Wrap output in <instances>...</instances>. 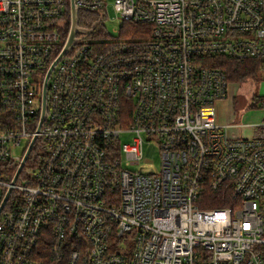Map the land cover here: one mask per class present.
<instances>
[{"label":"built area","instance_id":"built-area-1","mask_svg":"<svg viewBox=\"0 0 264 264\" xmlns=\"http://www.w3.org/2000/svg\"><path fill=\"white\" fill-rule=\"evenodd\" d=\"M71 3L0 0V264H264V119L235 139L216 120L217 57L260 62L264 104V0H115L143 36L79 34L50 72ZM151 147L161 170H135Z\"/></svg>","mask_w":264,"mask_h":264},{"label":"rangeland","instance_id":"rangeland-1","mask_svg":"<svg viewBox=\"0 0 264 264\" xmlns=\"http://www.w3.org/2000/svg\"><path fill=\"white\" fill-rule=\"evenodd\" d=\"M114 1L115 0H107L108 3V17L103 19L101 21V24L99 22L98 27L102 29L103 31H108L110 33V36H103V37H94V34L90 35V38H87L89 42L91 43H108L113 40H115L117 37H119V31L121 28L120 21H116L115 17L117 16V13H115L114 8ZM97 27V29H98ZM96 29V30H97ZM116 31V32H115ZM115 37V38H112ZM262 76L261 73H259V77L257 79L252 78H246L244 81H237L232 80L231 81V95L227 100H225V106L226 111L228 113H231L234 116V118H238L241 121V124H248V123H254V124H260L263 119L264 115V105L262 102L257 101L256 102V108L251 109L248 111V113H245L241 115L239 112V108L244 109L248 102H250V99L252 97H257L259 99V94H261L262 91ZM239 92L237 95L236 92ZM235 95L237 96V100H234ZM236 99V98H235ZM240 116V117H239ZM242 116V118H241ZM122 141H130L131 135H123ZM25 145V143H24ZM23 145V146H24ZM22 150V149H21ZM20 150V152H21ZM135 170L140 169L144 173H150L152 171L159 172L161 170L160 165V154L156 149L153 147L146 148L145 149V156L144 159L141 161V164H138V166L134 167Z\"/></svg>","mask_w":264,"mask_h":264},{"label":"trees","instance_id":"trees-1","mask_svg":"<svg viewBox=\"0 0 264 264\" xmlns=\"http://www.w3.org/2000/svg\"><path fill=\"white\" fill-rule=\"evenodd\" d=\"M98 19H99L98 14H92V13L89 14V12H85V11L80 12L81 23L85 26H91L93 23L98 21ZM68 28H70L69 20L63 28L64 35L68 33L69 31ZM93 34L94 37H103V36L105 37L107 35L105 31L100 29V27H98V29ZM142 34H143V29L141 27L125 24L122 25L121 33L119 36L125 39L128 38L133 40L141 37ZM218 58L219 59L223 58L221 59L223 60V62L219 64ZM216 59H218L216 61L217 66L221 67L225 71L230 81L232 80L244 81L246 80V78L257 79L259 77L260 62H258L257 60H247L246 62L240 63L234 60L231 61L228 59H224V57H217ZM257 101L262 102L263 104L262 99H257V97H252L250 99V102H248L249 108L250 109L256 108L257 106L255 104ZM230 197H231V193L228 190H224L223 192L209 191L207 194H205L204 197L207 201L202 202L200 205L201 208L209 209V210L214 208H224L225 206L229 205Z\"/></svg>","mask_w":264,"mask_h":264},{"label":"water","instance_id":"water-1","mask_svg":"<svg viewBox=\"0 0 264 264\" xmlns=\"http://www.w3.org/2000/svg\"><path fill=\"white\" fill-rule=\"evenodd\" d=\"M79 21H80V9L75 5L74 0H72L71 3V20H70V30L68 33V37H67V41L65 42V46L60 54V56L57 58V60L54 62V64L52 65L51 69L49 70L50 72L52 71L53 67L56 65V63L61 60L74 46L75 43H77L78 40V35L79 34H83L84 37H87L89 35H92L95 30L97 29L98 25H99V20L96 21L95 23H93L92 27H90V29H86V28H82L79 26ZM50 72H48L46 80H45V85H44V93H43V108H42V116H41V121H40V125L39 127H41L42 123L44 122V120L46 119V115H47V101H46V85L48 83V79L50 76ZM40 129V128H39ZM36 141V137L32 140V143L28 149V151L26 152V155L24 156V159L21 163V165L19 166L18 170H16V174L15 177L13 179V184L16 182L19 174L22 171V168L26 162V160L28 159L31 150L33 148V145ZM11 190L8 191L2 206L0 207V212L2 210V208L4 207L6 201L8 200L9 196H10Z\"/></svg>","mask_w":264,"mask_h":264},{"label":"crops","instance_id":"crops-1","mask_svg":"<svg viewBox=\"0 0 264 264\" xmlns=\"http://www.w3.org/2000/svg\"><path fill=\"white\" fill-rule=\"evenodd\" d=\"M234 100H237V96L234 97ZM238 110L241 115H243L245 113H248V111H250L251 109L246 106L244 109L239 108ZM234 116L235 115L226 111L225 100L219 101V103L216 104V120L218 121L219 125L221 124L223 126H227V133L231 138L235 139L253 137L259 124H254L255 122L241 124L240 119L234 118ZM262 119H264V115Z\"/></svg>","mask_w":264,"mask_h":264},{"label":"flooded vegetation","instance_id":"flooded-vegetation-1","mask_svg":"<svg viewBox=\"0 0 264 264\" xmlns=\"http://www.w3.org/2000/svg\"><path fill=\"white\" fill-rule=\"evenodd\" d=\"M93 25V24H92ZM92 25L91 26H85V25H83L82 23H81V20L79 21V26L80 27H82V28H86V29H90V27H92ZM90 36V35H89ZM88 37V36H87ZM85 38V37H84Z\"/></svg>","mask_w":264,"mask_h":264}]
</instances>
